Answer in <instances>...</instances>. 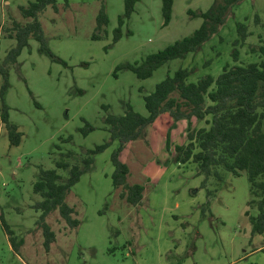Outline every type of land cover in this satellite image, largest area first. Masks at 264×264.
Masks as SVG:
<instances>
[{"label":"rangeland","instance_id":"obj_1","mask_svg":"<svg viewBox=\"0 0 264 264\" xmlns=\"http://www.w3.org/2000/svg\"><path fill=\"white\" fill-rule=\"evenodd\" d=\"M31 1L0 0V61L17 45L4 37L2 25L11 28L12 20L25 24L19 8ZM214 1L175 0L166 26L162 0H136L118 42L114 30L125 0H67L68 6L59 0V11L48 7L40 15L48 48L61 61L41 52L39 42L31 39L18 64L9 69L5 103L10 121L23 137L19 146L10 144L0 99V264H264V233L253 235L246 215L248 210L252 216L258 214L256 207H249L247 175L236 177L220 169L223 179L211 178L205 187L195 164L174 161L175 147L187 141L188 129L182 127L168 132L158 123L150 126L145 140L128 144L121 154L130 168L128 184L145 187L140 205L121 199V190L113 186L112 155L119 146L114 141L96 156L91 171L68 195L67 204L80 226L72 229L58 211L51 213L46 222L56 241L49 252L37 226L41 212L34 206L42 198L34 192V184L39 170L56 169L61 152L83 154L109 141L105 121L109 114L121 116L131 104L146 116L144 96L180 68H195L196 81L206 75L217 78L226 65H234V50L243 63L264 60L251 48L264 45V0H243L200 52L167 63L146 80L119 69L192 35L203 23L200 13ZM103 6L109 24L102 38L94 40ZM238 23L248 26L245 42ZM87 123L96 131L84 136ZM190 124L194 129L204 125L196 118ZM3 220L23 241L18 251Z\"/></svg>","mask_w":264,"mask_h":264},{"label":"trees","instance_id":"obj_2","mask_svg":"<svg viewBox=\"0 0 264 264\" xmlns=\"http://www.w3.org/2000/svg\"><path fill=\"white\" fill-rule=\"evenodd\" d=\"M59 0H34L27 6L19 8L21 17L27 22L22 24L12 20L11 28L2 25L4 37L16 40L17 45L11 48L5 59L0 61V99L3 107L1 121L8 130L10 144L19 146L23 134L19 127L10 121L5 97L10 87V67L18 64L19 56L29 41L34 39L40 44V51L54 56L48 48L40 15L48 8L58 9ZM68 6L67 0H64ZM243 0H215L212 7L200 16L203 19L201 27L192 35L155 54L147 56L141 62L127 64L119 69L131 70L138 79L146 80L167 63L176 59H185L190 54L200 52L213 36L219 33L228 17ZM175 0H162L164 25H169L174 9ZM136 0H125V11L119 19V26L114 30V41L122 39V26L125 20L131 18L135 11ZM94 40H100L105 28L109 24L106 8L103 6L97 15ZM241 39L245 42L250 35L248 26L237 24ZM252 51L259 53L264 59V45L251 46ZM234 65H226L221 74L215 78L206 75L192 80L195 68H180L174 75H168L158 83L155 90L144 96L147 115L135 111L128 104L121 116L109 114L105 121L109 125L110 140L83 154L73 151L61 152L56 161V169L38 172V180L34 184V192L41 196L42 201L34 208L41 212L37 226L44 235V246L49 252L56 241V234L46 222L47 217L58 211L61 218L72 229L80 226L75 217V210L67 204V198L72 188L81 178L91 171L96 156L103 153L114 141L119 146L112 155L115 171L112 183L120 191L121 199L137 206L144 200L145 187L141 184L129 185V166L121 160V154L128 144L137 140H145L147 129L161 115L169 114L173 121H189L187 143L178 145L174 151V161L178 164L193 163L198 174L204 177L206 187L211 178L223 179L220 169L236 177L246 174L250 183L252 200L249 207H256L258 214L252 216L250 211L246 215L250 218L253 235L264 233V60L261 62L243 63L239 60L240 53L234 50ZM206 62L205 65H209ZM196 118L203 127L191 128L190 121ZM96 131V127L87 123L82 129L84 136ZM167 150L170 151V135L167 137ZM67 171V177L59 174ZM212 196L211 191L208 192ZM1 218L2 215H1ZM4 229L12 247L18 251L23 245L14 231L3 220Z\"/></svg>","mask_w":264,"mask_h":264},{"label":"crops","instance_id":"obj_3","mask_svg":"<svg viewBox=\"0 0 264 264\" xmlns=\"http://www.w3.org/2000/svg\"><path fill=\"white\" fill-rule=\"evenodd\" d=\"M8 4H9V2H7ZM190 122H192V120L190 121ZM159 124V125H161L163 128H165V130L167 131L168 130V132H170L171 131V129L172 128H174V127H177L176 128V130H178V127H182L181 129L184 131V129L185 128H187L188 129V127H189V121H187V120H181V121H179V122H175V121H173V119L171 118V116L169 115V114H163V115H161L152 125H150V126H153V125H156V124ZM149 126V127H150ZM149 127H148V129H149ZM172 132V131H171ZM187 143V141L185 142V144ZM181 146V145H180ZM150 178H147L146 179V182H150Z\"/></svg>","mask_w":264,"mask_h":264}]
</instances>
